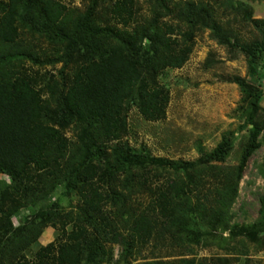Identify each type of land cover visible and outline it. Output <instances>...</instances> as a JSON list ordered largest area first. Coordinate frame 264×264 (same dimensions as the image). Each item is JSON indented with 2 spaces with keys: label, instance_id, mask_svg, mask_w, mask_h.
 Here are the masks:
<instances>
[{
  "label": "trees",
  "instance_id": "16d2710c",
  "mask_svg": "<svg viewBox=\"0 0 264 264\" xmlns=\"http://www.w3.org/2000/svg\"><path fill=\"white\" fill-rule=\"evenodd\" d=\"M169 3L149 0V17L139 21L136 0H89L85 12L75 16L59 0L0 1V264H99L112 257L111 250H105L106 243L120 245V258L127 260L135 244L146 245L159 233L164 238L185 208L176 181L155 185L152 178L156 175L150 172L158 168L189 172L197 190L210 162L223 160L229 151L225 140L203 162H190L154 158L122 141L129 106L134 105L148 121L165 117L169 94L158 76L186 63L196 33L210 29L219 37L213 4ZM99 4H106L104 12L120 28L96 22L102 19L97 14ZM251 23L255 28L264 26V20ZM24 31L59 47L60 52L43 58ZM26 62L33 66L61 63L62 76L70 63L77 67L69 80L61 77L46 84L49 98L44 100L32 80L21 73ZM67 81H71L68 87ZM235 82L248 88L246 123L251 127L234 177L231 182L228 179L231 185L218 196L219 207L201 204L202 213L219 222L234 203L238 183L250 157L261 147L263 132V123L255 119L264 89L239 78ZM67 124L78 127V141L72 146L61 129ZM261 175L264 178V167ZM61 186L79 197L76 211L62 212L52 202ZM143 189L151 196L148 207L131 223L124 220L125 215L111 220L105 213L110 203L124 209L126 200ZM259 202V215L252 224L241 225L238 231L224 227L232 238L237 234L256 238L264 233V197ZM27 206L35 214L12 227L11 218ZM57 223L62 238L39 246L34 259H28L25 251L37 245L46 227L56 228ZM68 225L71 229L66 232ZM119 226L127 231L126 236ZM195 235L196 239L199 234ZM187 263L181 259L172 264Z\"/></svg>",
  "mask_w": 264,
  "mask_h": 264
},
{
  "label": "rangeland",
  "instance_id": "374dc122",
  "mask_svg": "<svg viewBox=\"0 0 264 264\" xmlns=\"http://www.w3.org/2000/svg\"><path fill=\"white\" fill-rule=\"evenodd\" d=\"M1 1V0H0ZM72 13H84L89 0H59ZM170 5L184 0H167ZM205 1L214 5L219 37H215L210 29L198 31L194 38V46L186 63L179 69H166L158 76L160 84L168 91L169 102L166 115L158 121L145 120L134 105L126 110V128L123 142L142 154L154 158L199 162L212 153L222 141L230 144V149L223 160H212L204 173V182L194 190L190 181V173L185 171L158 168L152 170V182L168 183L176 181L178 196L186 202L180 221L160 239L159 234L146 245L135 244L133 254L127 260H121L122 247L118 244L106 243L105 250H111V259H103L99 264H141L145 262H162L172 264L181 259L187 264H264V233L256 238H247L237 234L234 238L225 226L238 231L241 225L252 224L259 215V199L264 197V178L261 171L264 167V95L260 100V110L255 122L263 123L260 138L261 147L249 159L242 179L237 186L236 197L231 209L219 222L216 218L206 217L201 211L202 203H210L211 209L219 207V195L231 185L234 168L238 165L248 142L246 114L249 102L246 92L248 88L235 82L237 78L248 82L256 89H264V26L258 29L251 20H264V0H190ZM149 0H136L137 20L149 17ZM106 4H99L96 22L100 25L109 23ZM165 20V19H164ZM166 21V20H165ZM176 22H173L175 24ZM117 28L121 25L115 24ZM133 26L129 27L132 31ZM184 29V27H182ZM42 57H53L60 52L59 47L47 43L43 38L31 37V32H23ZM225 37L226 42L220 38ZM250 48V53L246 51ZM61 63L56 65L33 66L25 63L21 73L26 74L41 93L48 99L46 84L54 80L61 81L76 69L70 63L64 73L60 74ZM71 81L65 82L68 87ZM63 134L71 146L78 141V127L67 124L62 128ZM199 166L204 167L199 163ZM214 174V175H212ZM228 179L230 182H228ZM52 197L58 209L67 212L76 211L80 199L75 193H67L61 186ZM183 190V191H182ZM127 194V193H126ZM151 196L146 189L135 192L126 200L125 208L119 203L108 204L105 213L113 219L125 215L124 220L138 217L148 207ZM11 218L12 227L16 228L35 214L32 206L20 208ZM213 211L210 212V214ZM114 222H117L114 221ZM226 223V224H224ZM117 224V223H115ZM59 223L56 228L46 227L38 238L37 245L28 248L25 255L34 259L39 246H46L62 238ZM71 229L66 227V232ZM120 232L126 236L127 231L119 226ZM161 227H158V232ZM164 230V229H163ZM174 232V235H171ZM195 234H199L195 239Z\"/></svg>",
  "mask_w": 264,
  "mask_h": 264
}]
</instances>
